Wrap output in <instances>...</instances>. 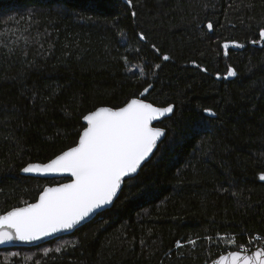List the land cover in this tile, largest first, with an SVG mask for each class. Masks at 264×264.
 Wrapping results in <instances>:
<instances>
[{
  "label": "trees",
  "instance_id": "trees-1",
  "mask_svg": "<svg viewBox=\"0 0 264 264\" xmlns=\"http://www.w3.org/2000/svg\"><path fill=\"white\" fill-rule=\"evenodd\" d=\"M261 29L264 0H0V214L67 180L20 170L74 146L88 112L150 84L147 101L174 105L110 208L0 249V264H207L264 249Z\"/></svg>",
  "mask_w": 264,
  "mask_h": 264
},
{
  "label": "snow or ice",
  "instance_id": "snow-or-ice-1",
  "mask_svg": "<svg viewBox=\"0 0 264 264\" xmlns=\"http://www.w3.org/2000/svg\"><path fill=\"white\" fill-rule=\"evenodd\" d=\"M207 28H213L211 22ZM260 36L264 37V29ZM140 38L145 39L142 33ZM223 47L227 50L229 44ZM163 59L169 57L165 55ZM227 75L235 76L236 71L229 67ZM149 88L151 85L144 93ZM173 111L171 104L156 107L133 98L122 107H99L85 115L83 120L87 126L74 146L45 164L30 163L22 169L25 173H70V182L46 187L36 203L13 208L0 216V229H4L0 230V242L14 237L34 240L72 229L91 213L111 203L125 178L131 179V174L137 173L166 135L165 129L153 127L152 122ZM204 112L215 115L211 109L206 108ZM260 179L264 180V173L260 174ZM214 264H264V250L251 256L242 255L240 251L230 252L227 256L221 255Z\"/></svg>",
  "mask_w": 264,
  "mask_h": 264
},
{
  "label": "water",
  "instance_id": "water-1",
  "mask_svg": "<svg viewBox=\"0 0 264 264\" xmlns=\"http://www.w3.org/2000/svg\"><path fill=\"white\" fill-rule=\"evenodd\" d=\"M207 24H208V23H207ZM209 30H211V29H209ZM260 38H261V41H264V37H261V36H260ZM150 85H151V84H150ZM151 86H152V85H151ZM148 87H149V85H148L147 87H145V88H148ZM145 88H144V89H145ZM144 89L141 90V92H140L137 96L132 97L131 99H133V98H135V99H143V100H145V102H147V103H151V102H149V101H147V100L145 99V96L148 94L150 88H149V90H148L147 93H144ZM141 93H144V94L141 95ZM131 99H129V100H131ZM129 100H128V101H129ZM128 101H127V102H128ZM127 102H126V103H127ZM152 104H153V103H152ZM153 105H154V104H153ZM168 105H169V104H168ZM168 105H166V106H168ZM171 105H173V104H171ZM122 106H124V105H122ZM122 106H121V107H122ZM154 106H156V105H154ZM166 106H156V107H166ZM173 106H174V105H173ZM99 107H110V106H99ZM99 107H97V108H99ZM97 108H95L94 110H96ZM111 108H112V107H111ZM94 110H92V111H94ZM92 111H90V112H92ZM88 113H89V112H88ZM88 113H87V114H88ZM87 114H85V115H87ZM171 114H172V113H171ZM171 114H166L165 117L160 118L158 121H153V122H152V126H153V127L163 128V127H161V126H158L157 123H159V122H161L163 119H165V118L171 116ZM206 114L209 115V116H213V115H211V114H209V113H206ZM85 115H84V116H85ZM84 116H83V117H84ZM82 123H83L84 127L87 126V122L84 121L83 118H82ZM83 129H84V128H83ZM83 129L80 131V133L83 131ZM163 129H165V128H163ZM165 131H166V129H165ZM163 138H164V137H162V138L160 139V141H158V144L163 140ZM78 139H79V136H78ZM78 139H77V141H78ZM156 148H157V147H156ZM156 148L154 149V152H155ZM66 150H67V149H66ZM152 155H153V154H151L150 157H151ZM150 157H149L148 159H146L145 162H147V161L150 159ZM53 158H54V157H53ZM50 160H51V159H50ZM47 162H48V161H47ZM47 162H30V163L45 164V163H47ZM145 162L142 163L141 167L145 164ZM30 163H28V164H30ZM28 164H26L24 167H26ZM24 167H23V168H24ZM141 167H140V168H141ZM23 168H22V169H23ZM140 168L138 169L137 173L139 172ZM22 169L20 170V174H21V175H24V176H30V177L42 178V179H60V178H65V179H67L66 181H63V182L58 183V184H47V185H45V186L43 187V189L39 192V194H38V196H37V199H36L34 202H31V203H36V202L38 201V199H39V195H40V193L44 190V188H46V187H56V186H58V185H60V184L69 183L70 180L72 179L70 173H60V174H57V173H25V172L22 171ZM137 173L131 174V177H134ZM127 179H128V178H125V180L122 182L121 188H122L124 182H125ZM121 188L118 190L116 196L113 198V201H112L111 203H109L108 205H105V206H103L102 208H100V209L94 211L93 213H91L88 217H86L83 221H81L80 223H78L77 225H75L72 229L60 230V231H57V232H55V233H51V234H49V235H47V236H41V237H39V238H37V239H34V240H20V239L14 237V238L11 239V240H6V241H3V242H0V249H2V248H8V247H19V246H29V247H30V246H35V245H38V244H41V243L47 242V241H49V240H52V239H54V238H57V237H59V236H63V235L71 234L75 229H77L78 227H80V226L86 224L87 222H89L90 220H92V219H93L95 216H97L100 212H102V211H104V210L110 208V207L112 206L113 202L115 201V199L118 197ZM24 206H26V204H25V205H22V206H18V207H24ZM14 208H16V207H14ZM12 209H13V208H12ZM12 209H10V210H8V211H11ZM8 211H6V212H4V213H1L0 216L5 215ZM0 230H4V229H0ZM12 231H14V230H12ZM261 250H264V249L261 248V247H257V248H254V249L250 250V251H240V252H241L242 255H248V256H251V255H253V254H255L256 252L261 251ZM234 251H236V250L229 251V252L223 253V254H221V255L227 256L228 253H230V252H234ZM221 255L215 257L213 260H211V261H210L209 263H207V264H214L215 261H218V260H219V257H220Z\"/></svg>",
  "mask_w": 264,
  "mask_h": 264
},
{
  "label": "rangeland",
  "instance_id": "rangeland-1",
  "mask_svg": "<svg viewBox=\"0 0 264 264\" xmlns=\"http://www.w3.org/2000/svg\"><path fill=\"white\" fill-rule=\"evenodd\" d=\"M236 251H245V250L243 249V247H241L240 250H236Z\"/></svg>",
  "mask_w": 264,
  "mask_h": 264
},
{
  "label": "built area",
  "instance_id": "built-area-1",
  "mask_svg": "<svg viewBox=\"0 0 264 264\" xmlns=\"http://www.w3.org/2000/svg\"><path fill=\"white\" fill-rule=\"evenodd\" d=\"M245 251H247V250H245Z\"/></svg>",
  "mask_w": 264,
  "mask_h": 264
},
{
  "label": "bare ground",
  "instance_id": "bare-ground-1",
  "mask_svg": "<svg viewBox=\"0 0 264 264\" xmlns=\"http://www.w3.org/2000/svg\"><path fill=\"white\" fill-rule=\"evenodd\" d=\"M84 128V127H83Z\"/></svg>",
  "mask_w": 264,
  "mask_h": 264
}]
</instances>
